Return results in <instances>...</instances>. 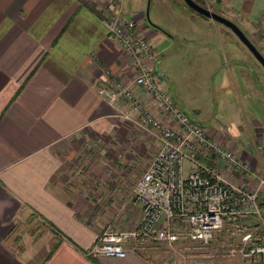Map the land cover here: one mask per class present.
Masks as SVG:
<instances>
[{
	"label": "crops",
	"instance_id": "1",
	"mask_svg": "<svg viewBox=\"0 0 264 264\" xmlns=\"http://www.w3.org/2000/svg\"><path fill=\"white\" fill-rule=\"evenodd\" d=\"M104 1L0 0V264L166 263L135 241L127 242L119 257L90 253L103 230H123L139 220L142 203L131 198L128 202L130 188L124 178L132 169L148 166L158 145L147 131L123 120L120 113L129 109L128 102L113 104L97 93L109 87L111 79L125 85L133 76L129 56L99 10ZM209 3L212 11L249 28L264 27V0ZM128 16L153 42L157 60L152 66L182 107L183 99L170 88L174 77L163 65L170 55L168 40L157 26L144 24L142 13ZM204 19L221 40L220 28ZM256 48L264 52V45ZM261 68L253 63L249 74L242 65L236 71L245 80L256 73L264 80ZM251 86L253 92L258 89ZM135 93L145 108L167 121L144 90L135 88ZM206 130L224 145L234 142ZM259 137L254 142L264 144V137ZM95 140V148L109 147L106 156L87 153L85 144ZM238 146L240 156L258 166L254 143ZM123 154L126 157H119ZM119 162L126 163L124 172ZM128 205L138 212L134 220L123 212ZM223 241L225 251L238 239L222 237ZM184 246L183 250L196 248ZM183 256L178 264H184ZM224 258L218 262L240 264L237 256Z\"/></svg>",
	"mask_w": 264,
	"mask_h": 264
},
{
	"label": "built area",
	"instance_id": "2",
	"mask_svg": "<svg viewBox=\"0 0 264 264\" xmlns=\"http://www.w3.org/2000/svg\"><path fill=\"white\" fill-rule=\"evenodd\" d=\"M103 9L110 32L129 56L133 76L125 85L111 79L110 86L97 93L113 104L128 102L129 109L120 113L123 120L147 131L158 145L134 188L135 201L142 203L137 225L123 230L106 228L90 253L119 257L129 241L138 246L160 243L172 250L165 264H177L184 254L176 246L206 247L224 230L238 239L224 251L227 257L237 256L240 264H264L260 205L264 201V144L254 143L258 167L240 156L234 142L224 145L210 136L162 86L152 66L157 60L153 42L135 20L121 10L112 14L109 8ZM135 88L148 94L167 121L141 104ZM184 162L189 166L187 172ZM246 223L254 224V229Z\"/></svg>",
	"mask_w": 264,
	"mask_h": 264
},
{
	"label": "rangeland",
	"instance_id": "3",
	"mask_svg": "<svg viewBox=\"0 0 264 264\" xmlns=\"http://www.w3.org/2000/svg\"><path fill=\"white\" fill-rule=\"evenodd\" d=\"M205 4L207 7L210 4L209 0H205ZM104 7L109 8V12L112 14H117L118 10H124L127 16H135L143 12L145 25L153 24L162 30L161 34L168 40L171 47L168 51L170 55L163 63L174 77L171 83L173 88H170L174 90L176 96L183 99L182 109L191 119L204 128L214 131L212 133L214 137L223 136L227 140H234L238 148L240 143L247 142L250 145L256 140L259 141V136L264 137V80L256 77L257 73L248 75L245 80L243 74L240 75L236 71L238 65L244 66L248 74L251 64L257 63L259 68L262 66L229 26L198 14L189 8L183 0H105L99 3V10L100 12L103 10V14ZM204 18L210 20L212 26L217 25L220 28L218 33L221 40L214 30L203 23ZM229 19L232 22H237L236 24L256 44V47L261 48L264 45V27L259 25L249 28L239 19L232 20L230 17ZM218 43L222 48L220 50ZM259 52L264 56L262 49ZM240 69L244 70L242 67ZM261 69L264 71L263 68ZM252 83L258 88L254 91L255 93L251 90ZM246 84L249 85L247 89ZM93 143H96V140L91 142V145L85 144L87 153L90 155H95L100 151V154L106 156L110 151L109 147L104 145H99L100 149L95 148ZM155 149L157 150V146ZM119 157L126 156L123 154ZM153 157L154 155L151 156L150 161ZM125 165L119 162L121 172H124ZM147 167L132 169L128 174L129 177H126V180L124 178L130 188L128 202L130 198L134 199L136 182ZM188 167V163L184 162L185 172L188 171ZM123 212L132 216L133 220L138 213L131 205L128 210ZM119 214H123L122 209ZM136 222L138 223V221ZM137 223L131 224L130 227L136 226ZM222 237L225 240L232 238L230 234H225L224 230L219 232L211 241L219 249L216 247L217 249L211 250L209 245L206 247L196 246L193 250H183L186 247L184 245L176 247L184 254L186 261L184 264H220L218 260L225 259V252L222 250L224 245ZM141 246L152 249L149 250L150 252H156L161 263L162 261L166 262L168 259L165 258L166 255L168 254L169 257L172 252L170 248L158 243L148 242ZM191 254L194 255L192 259L190 258Z\"/></svg>",
	"mask_w": 264,
	"mask_h": 264
},
{
	"label": "water",
	"instance_id": "4",
	"mask_svg": "<svg viewBox=\"0 0 264 264\" xmlns=\"http://www.w3.org/2000/svg\"><path fill=\"white\" fill-rule=\"evenodd\" d=\"M183 1L185 2V4L189 8H191L192 10L197 12L198 14L203 15L207 18L212 19V20L213 19L217 20V22L223 23V24L229 26L231 31L233 33H235L237 35V37L240 38V40L244 43L246 48L251 50V53L254 55V57L257 59V61L260 63V65L264 68V56L262 55L261 52H259L258 48H256V46L252 43V41L249 39V37L243 33L242 29L239 27L238 24L230 21L229 18L218 14V12H214L211 9H209L208 7H205V6L197 3L195 0H183ZM146 14H147V11H146Z\"/></svg>",
	"mask_w": 264,
	"mask_h": 264
},
{
	"label": "trees",
	"instance_id": "5",
	"mask_svg": "<svg viewBox=\"0 0 264 264\" xmlns=\"http://www.w3.org/2000/svg\"><path fill=\"white\" fill-rule=\"evenodd\" d=\"M197 3L201 4V5H205L206 7V4H205V0H195ZM208 7V6H207ZM203 16V15H202ZM205 17V16H204ZM261 200V199H260ZM261 207H262V212L264 213V201L261 200V203H260Z\"/></svg>",
	"mask_w": 264,
	"mask_h": 264
},
{
	"label": "flooded vegetation",
	"instance_id": "6",
	"mask_svg": "<svg viewBox=\"0 0 264 264\" xmlns=\"http://www.w3.org/2000/svg\"><path fill=\"white\" fill-rule=\"evenodd\" d=\"M142 16H144L143 12H142ZM252 41V40H251ZM253 43V42H252ZM254 44V43H253ZM255 45V44H254ZM256 46V45H255Z\"/></svg>",
	"mask_w": 264,
	"mask_h": 264
}]
</instances>
